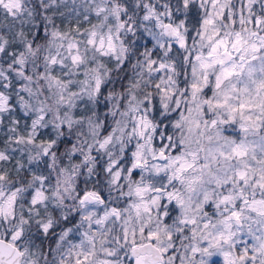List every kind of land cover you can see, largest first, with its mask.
Listing matches in <instances>:
<instances>
[{"label":"snow or ice","instance_id":"1","mask_svg":"<svg viewBox=\"0 0 264 264\" xmlns=\"http://www.w3.org/2000/svg\"><path fill=\"white\" fill-rule=\"evenodd\" d=\"M0 264H264V0H0Z\"/></svg>","mask_w":264,"mask_h":264}]
</instances>
